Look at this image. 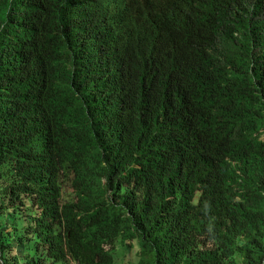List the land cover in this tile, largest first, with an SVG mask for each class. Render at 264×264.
<instances>
[{
	"label": "trees",
	"instance_id": "trees-1",
	"mask_svg": "<svg viewBox=\"0 0 264 264\" xmlns=\"http://www.w3.org/2000/svg\"><path fill=\"white\" fill-rule=\"evenodd\" d=\"M264 264V0H0V264Z\"/></svg>",
	"mask_w": 264,
	"mask_h": 264
},
{
	"label": "rangeland",
	"instance_id": "rangeland-1",
	"mask_svg": "<svg viewBox=\"0 0 264 264\" xmlns=\"http://www.w3.org/2000/svg\"><path fill=\"white\" fill-rule=\"evenodd\" d=\"M119 254L121 255V259H120V264H130V260L132 259L133 262H137V257L136 256H132L134 252L133 250H131L129 253H127V255H123V250L119 248Z\"/></svg>",
	"mask_w": 264,
	"mask_h": 264
}]
</instances>
